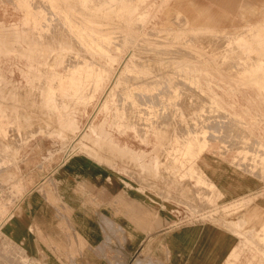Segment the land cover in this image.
Instances as JSON below:
<instances>
[{
    "label": "rangeland",
    "instance_id": "obj_1",
    "mask_svg": "<svg viewBox=\"0 0 264 264\" xmlns=\"http://www.w3.org/2000/svg\"><path fill=\"white\" fill-rule=\"evenodd\" d=\"M186 4H188V3H186ZM112 12H113V10H112ZM176 14H177L176 12H172L173 16H171V14H170V18H169L170 20L169 19L163 20L162 22L159 23V25L157 23H156V25L155 24H148L146 26L147 29L145 30L146 33L142 34V36H141L142 38H140L139 40H136L135 43L132 42V44H134V46L131 45L129 47V49L133 47V50L135 49L134 52L136 53V52H138V50H140V47H141V50L146 51L148 46L153 44V43L157 45V48H159V47L165 48V50L159 49L160 56L162 57L164 55L167 57V58H164V56H163L164 59L162 60L161 65L163 66V64H164L163 61H165V64H168L167 61H169V62L172 61L173 63L171 62V65H170L171 67L169 66V64H170L169 63L168 64L169 68L166 66H165V68H167V71L169 69V71L171 73H173V76H172L173 80H175L176 78H179L182 81L176 79L178 81L176 83V80H175L174 83H176V84L173 83V85H172L173 91L170 93L169 92L170 90H168V92L166 90L167 94L163 95L164 100L160 101V102L158 101L157 105H155L152 108H149V110L145 106H143V108H142L143 110H141V111H136L138 109L132 108V114H131V107L129 108V106H126L125 109H122L123 106H120V108L119 107L116 108V107H113L111 105L110 106L109 105L103 106V103L105 102L106 99H107V103H108L115 98V91H111L113 89V86L118 82V80L125 79L127 73L129 72V70H128V68L130 66L129 62H127L126 59L122 58L121 62L118 63L117 67L114 70L110 84L106 87L105 93H104L103 97L101 98V100L99 101V104L97 106L98 108L96 107V109L95 110L93 109L92 111H90V109H89V111L87 112L88 117L84 120V119H81V118H78L75 116L76 112H82L83 111L82 107H80V108L75 107L74 105H72L70 103L63 105L62 101L60 100L61 97L58 94L54 95V101L53 102H48L46 100V98H47V92H46L47 81L50 78L49 68L53 64L51 62H54V60H55L54 58L50 59V57L54 54L56 56V53L58 52L57 45L60 44V46L63 47V44H65V43H63V42L58 43L57 42L56 47H55V43H52L54 45L49 43L47 35H43L39 38H36V36H35V38L32 36L30 37V35H29V36H27V38H25V39L23 38L22 40L16 39L14 37V35L12 34L10 29H12L15 21L19 18L20 12L14 6L12 0H0V125H1L0 126V132H3L2 134H0V136H2L4 134L2 136L3 139H1L2 137H0V142H1L0 144L2 145V146L0 145V148L2 149V152H1L2 155L0 154V158H1L0 159V207L3 206L4 208H7V209L13 208L15 206V204H17L19 202L18 200H20V198L22 196L21 193H26L28 190H30V187H32L35 184V182L42 175H44L45 173L54 169L57 165L60 164V162H63V160L65 158L70 157V156L77 154V153H85L90 158L97 161L101 165H103L109 169H114L116 171H119L121 174L125 175L128 178H132L134 181H136L138 183L145 182L147 185L153 187V189H157L158 193L160 192L159 195H163L162 197L164 199V203L165 204L167 203L166 205H168V204H170L171 206L173 205L172 207L174 209L175 208L177 209V211L179 213V217L181 220L201 219V218L206 219V220L211 221L215 225H219V227L222 229V231L226 232L228 236L230 235L231 237L230 236L229 237L231 239H234L233 242L236 244V246L239 245L240 243H242L245 236H248L250 238V241L253 244H258L262 248L264 247L263 246L264 242H262L257 237L255 228L254 227L251 228L249 224H245L244 221L242 220L243 209L248 208V206H250V205L251 206L249 208H251L256 203H260V204L264 205L263 204L264 203V179H263L264 176H262V174L259 172L258 168H255L256 172L255 171L253 172L252 170H254V168H252L250 166V165H252L251 164L252 160L250 163V160L244 159V157L242 155L243 154V147L246 146V142L248 141V139H249V145L247 142V146H250L251 142L253 145L250 147H253L255 145L254 142L252 141L254 136L249 131L245 130V128L241 122L233 121L231 119L227 120V118H225V117H227L225 114V113H227L226 110L223 109L222 107H218L212 103L211 97L214 94L208 87V83L216 84V82H218L220 80V81H223L224 83L232 86L233 88H237V89L242 90V91H244V90L253 91V89H252L253 86H251V84L247 83L249 81V77H248L249 75L245 72L239 73V70H238L239 67H237V66H240V65H237V66L232 65L233 64L232 57H234L233 55L238 53V51H236V50L240 49V48H238L239 46L236 44L235 45L232 44L231 47L229 48V46L227 44V39H225L226 38L225 36L219 35L218 33L216 34L215 32L211 31L210 29L208 30V28H206V27H202L200 25H195L194 28L187 29L186 28L187 24H185L181 18L180 19L177 18ZM171 19H173V20H171ZM111 21L112 22L110 24H108L110 26H114V28L112 27V29H111V30H113V32H111V34L113 33L112 35L115 34L114 36L121 37L120 31L117 32L118 31L117 24L113 23L115 21L117 22V19L116 20L114 19ZM164 21H168L167 24ZM134 22H135V24H134ZM140 24L142 25V20L137 19V18L133 19L132 22L130 23V25H132L131 27H133L134 29H140V27H141ZM178 29L180 31H178ZM206 30H208V31L205 32ZM154 34H156V35H154ZM208 34H210V35L208 36ZM195 35H197V36H195ZM204 35H207L208 38H211L210 36H212V39H210L211 42H210V40H207L208 39L207 36H204ZM189 36L192 37L194 42H193V40H191V37L188 38ZM200 36L201 37L204 36V39L200 38ZM214 37L215 38L217 37V38L215 39ZM3 38H5V39H3ZM28 38H29V40H28ZM30 38L32 39V41ZM219 38L221 39V41L224 39L223 40L225 43L224 45H223V41L221 42L219 40ZM177 39H179V40H177ZM180 39H181V41H180ZM188 39L191 41H189ZM205 39L207 40V42ZM214 39L216 41H214ZM25 40L27 42H30L31 45H30V43H27ZM197 40H199V41H197ZM218 40L221 42L222 45L220 44V42ZM7 41H8V43H7ZM34 41H35V43H34ZM196 41L198 43L201 41L203 44H205V43L206 44L208 43V44L207 45L205 44L206 45L205 46L206 48H205V47H203V44L201 42L200 43L202 46L195 43ZM212 41H214L215 43ZM216 42H218L217 43L218 45L216 44ZM69 43H70V45L68 47L62 48V51L64 52L63 55L65 57V59H64L65 62L68 61V58H69L68 55L70 56V53L68 51H71V52L74 51L72 43L68 42L67 44H69ZM211 43H214V44H211ZM13 45H15V46L13 47ZM216 45L218 48H220V50L217 49ZM10 46H11V48H10ZM60 46H58V47H60ZM174 46L175 47L178 46V47H176V50H175ZM209 46L211 48H209ZM16 47H17V49H16ZM179 47H182V48H179ZM227 47L229 50L226 49ZM171 48H173V49H171ZM177 48L179 50L181 49L180 52L183 51L182 54H180V52L178 53L179 50ZM207 48L210 49L211 51L213 48L214 52L213 51L210 52V50L208 51ZM170 49L172 50V51H170V52H172V54L169 51L168 52L170 54L167 53V50H170ZM184 49L187 51H185ZM22 50H24V51H22ZM46 50H47V52H46ZM223 50H225V51H223ZM44 51L47 54H45L44 58H42L40 61L36 62V64H35L36 69H35V71H33L34 74H32V72H30L28 70L26 63L22 59H24L25 57H33L34 58V56H37L40 54V52H44ZM188 51L191 54H189ZM240 51H241V49L239 50V52ZM217 52H218V54H217ZM219 52H220V54H219ZM226 52H227V54L230 52L233 54L229 58V56H227V54L226 55L224 54ZM183 53H184V56H183ZM192 53L195 56L192 55ZM251 53L254 54L253 50L251 51ZM173 54H175V55H173ZM177 54H180L179 58L177 57V56H179ZM187 55L188 56L190 55V57H188ZM198 55H199V57H198ZM224 55H225V58H224ZM169 56H170V58H169ZM66 57H68V58L66 59ZM228 61H229V63L231 61L232 62L229 65L225 64V67L228 69L227 70L224 67V62L228 63ZM1 66H2V68H1ZM42 67H44V68H42ZM170 68L172 70H170ZM230 68L233 69L234 73L232 72V70ZM36 72H37V74H36ZM2 73L5 76H3ZM242 73H243V75H241ZM235 74H238V75H235ZM2 76H3V78H2ZM9 76H11V77H9ZM23 76H24V78H23ZM17 79H18V81H17ZM5 80H7V81H5ZM8 81H9V83H8ZM14 81H16V83ZM183 81L186 83H182ZM35 82H36V84H35ZM44 82H45V84H44ZM12 83H14V84H12ZM41 84H42V86H41ZM183 84L184 85L186 84L185 87ZM190 84H191V86H190ZM36 85H38V86H36ZM180 85H183V86H180ZM187 86H189V90L187 89ZM16 87H18V88H16ZM35 87H36V89H34ZM39 87H40V89H39ZM190 87L191 88L193 87V89L195 87V89L191 90ZM6 88H8V89L6 90ZM11 88L13 91L11 90ZM23 88H25V89H23ZM26 89L28 92L26 91ZM33 90L37 91V93ZM179 90H181L183 92H181ZM6 91H8V92H6ZM38 91L40 93H38ZM192 91L193 92L198 91V92H196L197 94L194 92L195 93L194 94ZM201 91H202V94H201ZM5 92H6V94H5ZM33 92H35V94H31ZM184 92H186V94L189 93V95H188L190 97L188 100L189 102L187 101L188 96ZM261 92H263V94H264V90ZM180 93H184V95H186L187 98L183 94L181 96ZM18 94H19V96H18ZM38 95H40V96H38ZM107 95H109V96L107 97ZM174 95H176L175 101L173 99H168V97H170V96L172 97ZM198 95H202V97L198 96ZM192 96H194V97H192ZM205 96H207V97H205ZM19 97H20V99H19ZM27 97L29 99L31 98L32 100L35 98L34 100H35V103L37 105L35 103H33L34 100L32 101L30 99V102L32 103L33 106L35 104L36 107L35 106L34 107L36 109H33L34 107L30 106L31 103L30 104L27 103V100H29V99H26ZM38 97L39 98L41 97V99L39 100ZM181 98H183V100H181ZM191 98H197V99L191 100ZM206 98L209 100L205 101ZM22 99H23V102H22ZM36 99H37V101H36ZM198 99L201 100L198 102V105H199V109L202 112L201 111L198 112L199 109H198V106L196 105L197 104L196 100H198ZM171 100H173L174 103ZM178 101L181 104L178 103ZM184 101H185V103H184ZM166 102H167V104L169 102V104L167 105L168 107L166 106ZM201 102H203L204 104H202ZM39 103H40V106H38ZM186 103L188 104L187 105L188 107L190 106L192 112H191V110H189L188 112H190V113H186L188 110ZM193 104H195V106H197V108L194 107V109H193V106H194ZM200 104H201V106H200ZM8 105H9V108H8ZM159 105H161L160 112H159V109H160ZM181 105H183L184 107L186 106L185 108L187 110H185ZM208 105H209V108L207 107ZM171 106L173 107L172 110H171ZM204 106L207 109H209L210 111L204 109ZM12 107H13V109H12ZM31 107H33V108H31ZM39 107H40V109H39ZM164 107H165V109H164ZM169 107H170L171 111L169 110ZM6 108H8V109L6 110ZM46 108H47V111H46ZM195 108H196V110H195ZM211 108H212V110H211ZM10 109H11L12 113H11ZM145 109H146V113H145ZM203 109H204V111H203ZM147 110L149 112H151L152 115H149L147 113ZM168 110L171 113V118H170V115H168V114H170L168 112ZM43 111H45V112H43ZM48 111H50L53 114H51ZM143 111H144V113H143ZM164 111L166 113H164ZM42 112L45 114H43ZM127 112H128V114H127ZM136 112H138V113L136 114ZM203 112H205L206 115ZM9 113H11V115ZM13 113L15 115L12 116ZM195 113L196 114L199 113V114L196 115ZM23 114L25 116L27 115L28 117L27 116L25 117ZM129 114H130V116H129ZM158 114H159V116L166 114V115H168L166 117H169V118H166L165 115H164V117L162 116L161 118H159ZM202 114L206 117H209L210 119L211 118L214 119L213 120L214 123L212 122V119L211 120L209 118L206 119V117L203 118ZM207 114L208 115L212 114L213 116L212 115L207 116ZM217 114H219V115H217ZM16 115H17V117H16ZM52 115H54L55 117ZM101 115H102V117H101ZM135 115H137L138 118H137V116L135 118ZM147 115H149L151 117L147 118ZM192 116H195V117L199 116V117H197L196 118L197 120H196ZM96 117H98L97 121H94V119ZM176 117H178V118H176ZM32 118L36 119V120H33ZM142 118H144V119H142ZM162 118H163V120H162ZM164 118H166V119H164ZM223 118H225V119H223ZM38 119L40 121H38ZM133 119H136V121ZM153 119L155 121H153ZM205 119H206V121H205ZM208 119L212 122V127H215L216 130L211 127V124L208 121ZM219 119H223V120H219ZM137 120H138V122L142 121L141 124H140V122L138 123ZM199 120H200V122H199ZM230 120H231V124L233 123L236 125V126L234 125V131H233V128H231V126H233V125H230ZM43 121L47 122V123H44ZM193 121H194V123H193ZM201 121H203V122H201ZM222 121H224L225 123H222ZM15 122H16V125H15ZM32 122L34 124H32ZM57 122H58V124H57ZM170 122H172V123H170ZM226 122L227 123L229 122L228 124L230 125L229 127L232 129V131L230 128H228L230 130L227 129L228 125H226L227 127H225V124H227ZM28 123L32 127L30 125L28 126ZM157 123H159V124H157ZM196 123H198V124H196ZM190 124H192L193 127ZM203 124H205L204 125L205 127L203 126ZM214 124H215V126H213ZM218 124H223L224 126L223 125L218 126ZM23 125H26V126L30 127L31 129L32 128L37 129L40 126L41 127L39 129H37L38 131L37 130L33 131V129L31 130L30 128H28L26 126L24 127ZM44 125H45V127H44ZM177 125H179L180 127H178ZM208 125H209V127H208ZM237 125L239 126V128L241 127L242 131H241V129L238 128ZM3 126H5V127H3ZM10 126L13 128H11ZM21 126H23L25 129ZM220 126H223L227 130L226 129L223 130L222 127H220ZM14 127H15V129H14ZM181 127L182 128L184 127V128L182 129ZM235 127L238 128L237 131H235L236 130ZM11 129H13V131ZM21 129L23 130V132ZM57 129H58V131H57ZM185 129H186V132H185ZM219 129H221L222 132ZM24 130H26V131H24ZM27 130L29 132H27ZM45 130H46V132H45ZM51 130H53V131H51ZM116 130H117V132H116ZM199 130H205V132H200ZM208 130L209 131L212 130V134H210L211 132H209ZM243 130H245L247 133L245 131H244V134L241 133V132H243ZM8 131L9 132L12 131V133H9ZM16 131L18 132V134L20 136H22V133H23V136L25 138L23 136H22L23 137L22 138L18 134H16L17 133ZM35 131H37V132H35ZM146 131L148 132L146 135L147 137L145 136V138H144L142 136L145 134ZM227 131L228 132L231 131L232 133L230 132L229 134H227ZM25 132H27L29 134L31 132L32 133L30 135H28L26 133L29 136L28 137L25 134ZM208 132L211 135V137L210 136L206 137L207 136L206 134H208ZM223 132H225V134ZM6 133H8V134H6ZM11 134L12 135L14 134L13 135L14 138ZM194 134H198V136H199L198 139L196 140V142L198 144L202 143L205 139V141L207 142V145L203 148V150L199 151L195 155L189 154L185 158V159H190V157L193 156L196 159L197 169L195 170V172H192L190 169L188 170L187 166H185V165L181 166L178 163L177 158L180 157V153H177L175 151L178 150L179 145L185 144L186 141L190 140L192 135H194ZM230 134H232L235 138L238 134L241 136H237V138H236L237 140L233 137L236 140L235 141V140H233V138H230V137H232V135H230ZM139 135H141V138ZM251 135L253 138L251 137ZM9 136L10 137L12 136V140H10L11 138H9ZM18 136L21 139H19ZM26 136H27V138H26ZM6 137H8V138H6ZM242 137H243V139H242ZM250 137L252 138V140L250 139ZM13 139H15L16 141ZM231 139L234 141V143ZM3 140H4V142L6 140V142L4 143ZM241 140H245V141L242 142ZM11 141H15L16 145ZM238 141L240 143H238ZM23 142H24V144H23ZM7 143H11L12 148H11V145L10 144L8 145ZM17 144H18V146H17ZM240 144H242V145H240ZM33 145H39L40 146V154H38L34 157L32 156V153L34 150L30 154H27V150L29 148H31ZM236 145H238L239 147ZM106 146H107V149H106ZM46 147H47V149H46ZM74 149H76V151ZM223 150L225 152H223ZM8 154H10V155H8ZM236 154H237V156H236ZM248 154H251V153L249 152ZM65 155H66V157H65ZM68 155H70V156H68ZM238 157H241V158H238ZM237 160H238V163H237ZM235 162H236V164H234ZM206 163H208V164H206ZM211 163L214 165L215 169H213L211 167V165H210ZM247 163L249 164L248 166H250V170H249V167L246 166ZM242 164H244V166H246L244 169L242 168V167H244ZM241 165H242V167H241ZM135 172H137V173L135 174ZM164 172L166 174H163ZM256 173L259 175H257ZM139 174H140V176H139ZM171 175H172V177H171ZM198 175H201V176L204 175L209 179H213L218 184V187H219V185L222 186L221 187L222 189L219 190L217 188H214L211 185H209L207 182L206 183L205 182L204 183L199 182L197 179ZM169 177H170V179H169ZM145 179H147L148 181ZM149 179H151L150 182H149ZM169 180H171V181H169ZM184 180H185V182H184ZM187 181H189V182H187ZM185 183L187 185L182 186L183 184L185 185ZM188 183H189V185L190 184L191 185L188 186ZM246 183L251 184L252 186L244 185ZM16 184L21 185L22 191L16 192V190H15ZM162 186L167 188L166 192L164 191L165 188ZM191 186H192V188L190 190ZM184 187H188L189 190H187V188H185L186 189L185 190ZM193 189H195V190H193ZM184 190L187 192L188 191L189 192L191 191V192L187 193ZM192 190L194 191V195H192L193 194ZM226 190L230 191V193L228 195L225 194ZM183 191L185 192L184 195L180 194V192H183ZM169 192H170V194H168ZM190 194H191V196H190ZM174 195H176V196L174 197ZM171 196H173L174 198ZM192 196H193V199H192ZM242 196H245V199L242 198L241 200H239ZM194 197L196 200L194 199ZM234 200H237L235 205H232L231 208L225 207V205L230 204ZM256 200H258V201H256ZM196 202H197V204H196ZM252 204H254V205H252ZM244 206H245V208H244ZM221 212H222V214H221ZM229 215H231V216H229ZM1 216L2 215H0V219H1ZM255 220L256 219H254V223H256V226H257L259 223H257V220L255 222ZM222 224H224V225L222 226ZM244 225L248 228H246ZM239 229H241V230H239ZM243 229L248 230L245 235L243 234V231H244ZM1 230L2 229L0 227V231ZM251 232L254 234H252ZM253 235H254V237H253ZM255 237L258 239V241L256 240ZM261 251L264 252V248H263V250L253 249V250H248L246 252L241 251V257L238 261V264H244V260H245L244 258L245 257L252 256L255 254H260L259 252H261Z\"/></svg>",
    "mask_w": 264,
    "mask_h": 264
},
{
    "label": "bare ground",
    "instance_id": "obj_2",
    "mask_svg": "<svg viewBox=\"0 0 264 264\" xmlns=\"http://www.w3.org/2000/svg\"><path fill=\"white\" fill-rule=\"evenodd\" d=\"M12 1H13L14 6L20 12L19 18L15 21L12 29H10L11 32H12V34L14 35V37L16 39L22 40L23 38L24 39L27 38V36H29V35H30V37L32 36L34 38H35V36H36V38H39V37H41L43 35H47L48 40H49V43L50 44L55 43V47H56V43L57 42L58 43H61V42L65 43V44H63V47L60 46V44L57 45L58 52L57 53L55 52L56 53V56L53 53L54 55H52L50 57V59L51 58H54L55 60H54V62H51L53 64L49 68V74H50L49 76H50V78L47 81V89H46L47 98H46V100L48 102H53L54 101V95L55 94H58L61 97L60 100L62 101V104L63 105H66V104H69L70 103V104L74 105L75 107H79V108L82 107L83 111L82 112H76L75 113V116L78 117V118L84 119V120L88 117V113L87 112L89 111V109H90V111H92L93 109L95 110L96 107L98 106L99 101L101 100V98L103 97V95L105 93L106 87L111 82V79H112L114 70L117 67L118 63L121 62L122 58L126 59V61L129 62V65H130L129 68H128L129 72L127 73L125 79L118 80V82L113 86V89L111 91H115V98L113 100H111L110 102H108V103H107V99H106L105 102L103 103V106H108V105L110 106L111 105V106L116 107V108H118V107L120 108V106H123L122 109H125L126 106H129V108L131 107V114H132V108L133 109H138L136 111H141V110H143L142 109L143 106H145L149 110V108H152L155 105H157V102L158 101L160 102V101H163L164 100V96L163 95L167 94L168 90H170L169 91L170 93L173 91L172 90L173 83L175 82L176 79H178V80H181V79L176 78L178 76L177 75L175 77L176 79L173 80V77H172L173 76V73H171L169 71V69L167 71V68H165V66L169 68V66L171 65V62L172 61H170V62L167 61L168 64L170 63L169 66H168V64H165V61H163V63H164L163 66L161 65L162 64V60L164 58H167V57L164 56V55H163L164 58H163V56L161 57L160 54H159V52H160L159 49H164L165 50V48H161V47L157 48V45L153 43V44H151V45L148 46V48L146 49V51L141 50V47H140V50H138V52H136V53L134 52L135 49L133 50V47L129 49V47L131 45L134 46V44H132V42L135 43L136 40H139L140 38H142L141 37L142 34L146 33L145 30L147 29L146 26L148 24H155L156 25V23H157L159 25V23L162 22L163 20H168L170 18V14H171V16H173L174 14L172 15V12H176L177 13L176 14L177 18H179V19L181 18L184 21V23L187 24V27H186L187 29H192V28H194L195 25H200L202 27L208 28V30L210 29L211 31L215 32L216 34L218 33L219 35L225 36L226 38L225 37L224 38L227 39V44H228L229 48L231 47L232 44L238 45L239 46L238 48H240L241 51L239 52L240 49H237L236 50V51H238V53L236 52L237 54L233 55L234 57H232V59H233V64L232 65H235V66L240 65V66H237V67H239L238 68L239 73L240 72H245V73H247L249 75L248 76L249 77V81L247 83L248 84H251V86H253V88H252L253 91H249V90L242 91V90H239L237 88H233L232 86H230V85H228V84H226V83H224L223 81H220V80L218 82H216V84L208 83V87H209V89L214 94L211 97L212 103L214 105H216L218 107H222L223 109L226 110L227 113H225V114H226L227 117H225V118H227V120L231 119L233 121L241 122L242 125L244 126L245 130L246 131H249L254 136V138H253L252 135H251V137L253 138V140H252L251 137H250V139L254 142L255 145L253 147H250V146L253 145L252 142H251V145L250 146H247V142H248V145H249V139H248V141L246 142V146L247 147L246 146L243 147V154L242 155H243L244 159H247V160L249 159L250 160V163H251V160H252V163H251L252 165H250V166L252 168H254V170H252L253 172L256 170L255 168H258L259 169V172L262 174V176H264V94H263V92H261V91L264 90V0H12ZM186 3H188V4H186ZM112 10H113V12H112ZM135 18L142 20V25L140 24L141 25L140 29H134L133 27H131L132 25H130V23L132 22V20L135 19ZM114 19L115 20L117 19V22L115 21L113 23H116L117 24V28H118V31L117 32L120 31L121 37L114 36L115 34L112 35L113 33L111 34V32H113V30H111V29H112V27L114 28V26H110L108 24H110L112 22L111 20H114ZM171 20H173V19H171ZM164 22L167 24L168 21H164ZM134 24H135V22H134ZM208 30H206L205 32H207ZM178 31H180V30L178 29ZM154 35H156V34H154ZM209 35L210 34H208V36ZM195 36H197V35H195ZM204 36H207V35H204ZM204 36H202V37L200 36V38H203L204 39ZM208 36H207V38H208ZM190 37L191 36H189L188 38H190ZM210 37L211 38H208L207 40L212 39V36H210ZM220 38H219V40L221 41ZM3 39H5V38H3ZM215 39H214V41H216ZM28 40H29V38H28ZM177 40H179V39H177ZM191 40H193L192 37H191ZM191 40H189V41H191ZM207 40H206V42H207ZM31 41H32V39H31ZM180 41H181V39H180ZM197 41H199V40H197ZM197 41L195 43L201 45L202 42L200 41L201 43L200 42L198 43ZM214 41H212V42H214ZM68 42H71L72 43V46H73L74 51H72V52L71 51H68L70 53V56L68 55L69 58L66 57V59L68 58V61L65 62L64 61L65 57L63 55L64 52L62 51V48L68 47L70 45V43L67 44ZM193 42H194V40H193ZM210 42H211V40H210ZM221 42H220V44H221ZM7 43H8V41H7ZM27 43H30V42H27ZM34 43H35V41H34ZM214 43H211V44H214ZM217 43L218 42H216V44ZM205 44H203V47H205L208 43L206 45ZM224 44L225 43L223 41V45ZM30 45H31V43H30ZM52 45H54V44H52ZM217 45H216V47H217ZM14 46L15 45H13V47ZM58 46H60V47H58ZM176 47H178V46H176ZM176 47H175V50H176ZM10 48H11V46H10ZM173 48H171V49H173ZM179 48H182V47H179ZM209 48H211V47L209 46ZM16 49H17V47H16ZM171 49L170 50H167V53H169L170 51H172ZM217 49L220 50V48H218V47H217ZM226 49H228V47ZM180 50L178 51V53L180 52ZM209 50L210 49H208V51ZM252 50H253L254 54L251 53ZM22 51H24V50H22ZM185 51H187V50H185ZM189 51H188V53H189ZM212 51L214 52L213 48H212ZM212 51L210 50V52H212ZM223 51H225V50H223ZM46 52H47V50H46ZM46 52L45 51L44 52H40V54L37 55V56H34V58L33 57H25L24 59H22L26 63L28 70L30 72H32V74H34L33 71H35V69H36L35 68L36 62H38L42 58H44V55L47 54ZM182 52L183 51H181L180 54H182ZM170 53L172 54V52H170ZM230 53L227 54V52H226L224 54L225 55L227 54V56H229V58H230L232 56V54H233V53H231V54ZM180 54H177V55H179V56H177L178 58L180 57ZM189 54H191V53H189ZM217 54H218V52H217ZM219 54H220V52H219ZM173 55H175V54H173ZM192 55H194V54L192 53ZM225 55H224V58H225ZM170 56H169V58H170ZM183 56H184V53H183ZM188 57H190V55ZM198 57H199V55H198ZM229 61H228V63H226L227 61L224 62V67H225V64H227V65L231 64L232 61L230 63H229ZM1 68H2V66H1ZM42 68H44V67H42ZM230 69L233 72V69L232 68H230ZM170 70H172V69L170 68ZM36 74H37V72H36ZM235 75H238V74H235ZM241 75H243V73ZM3 76H5V75L3 74ZM3 76H2V78H3ZM9 77H11V76H9ZM23 78H24V76H23ZM178 80H176V83H177ZM5 81H7V80H5ZM17 81H18V79H17ZM14 82L16 83V81H14ZM36 82H35V84H36ZM8 83H9V81H8ZM176 83H174V84H176ZM182 83H186V82L183 81ZM12 84H14V83H12ZM44 84H45V82H44ZM183 85H180V86H183ZM185 85H184V87H185ZM36 86H38V85H36ZM41 86H42V84H41ZM190 86H191V84H190ZM16 88H18V87H16ZM7 89L8 88H6V90ZM23 89H25V88H23ZM34 89H36V87ZM39 89H40V87H39ZM187 89L189 90V86H187ZM190 89L192 90L193 87L192 88L190 87ZM194 89H195V87H194ZM11 90H12V88H11ZM166 90H167V92H166ZM26 91H27V89H26ZM33 91H35V90H33ZM39 91H38V93H40ZM179 91H181V90H179ZM6 92H8V91H6ZM6 92H5V94H6ZM35 92L37 93V91H35ZM35 92H33L31 94H35ZM181 92H183V91H181ZM194 92L196 93L198 91H194ZM184 93L186 94V92H184ZM184 93H180L181 96H182V94L184 95ZM201 94H202V91H201ZM186 95L188 96L189 93L186 94ZM186 95H184V96L186 97ZM18 96H19V94H18ZM38 96H40V95H38ZM108 96L109 95H107V97ZM198 96H201L202 97V95H198ZM192 97H194V96H192ZM205 97H207V96H205ZM189 98L190 97L188 96L187 101L189 100ZM19 99H20V97H19ZM26 99H29V98L27 97ZM30 99L27 100V103L28 104L31 103L30 102ZM37 99H36V101H37ZM40 99H41V97L39 98V100ZM168 99H173L175 101L176 95H174L172 97L170 96V97H168ZM192 99H197V98H191V100ZM173 100H171V101H173ZM181 100H183V98H181ZM208 100L209 99H207V98L205 99V101H208ZM174 101H173V103H174ZM185 101H184V103H185ZM196 101H195L197 103L196 105L198 106V109H199L198 102L201 101V100L198 99ZM22 102H23V99H22ZM33 103H35V100H34ZM178 103H180V102L178 101ZM201 103L204 104L203 102H201ZM35 104H34V106H35ZM168 104H169V102H168ZM168 104L166 102V106ZM161 105H159L160 106L159 112L161 110ZM183 105H181V106L185 110H187L185 107L188 104L186 103V106L185 107ZM193 105H192L193 106V109H194V107L197 108V106H195V104H193ZM30 106H33L32 103L30 104ZM38 106H40V103H39ZM172 106H171V110L174 107V106L173 107ZM200 106H201V104H200ZM33 107H31V108H33ZM35 107L33 109H36ZM207 107L209 108V105ZM8 108H9V105H8ZM8 108H6V110ZM189 108H190V106L188 107L187 112L185 111L186 113H190L188 111L191 110V108L190 109ZM196 108H195V110H196ZM12 109H13V107H12ZM39 109H40V107H39ZM164 109H165V107H164ZM204 109L209 110L205 106H204ZM204 109H203V111H204ZM148 110H147V113L149 115H152V113L149 112ZM169 110H170V107H169ZM169 110H168V112L170 113L171 110L170 111ZM211 110H212V108H211ZM10 111H11V109H10ZM46 111H47V108H46ZM199 111H201V110L199 109L198 112ZM43 112H45V111H43ZM48 112H50V111H48ZM191 112H192V110H191ZM11 113H12V111H11ZM11 113H9V114L11 115ZM14 113L12 114V116L15 115ZM137 113L138 112H136V114ZM143 113H144V111H143ZM145 113H146V109H145ZM164 113H166V112L164 111ZM203 113L205 114V112H203ZM43 114H45V113H43ZM51 114H53V113H51ZM127 114H128V112H127ZM198 114H196V115H198ZM149 115H147V118H150L151 117ZM164 115H165V117L168 116V115H170V118H171V113L168 114V115H166V114H164ZM164 115L159 116V114H158L159 118H161L162 116L164 117ZM211 115H208L207 114V116H211ZM217 115H219V114H217ZM52 116H54V115H52ZM129 116H130V114H129ZM136 116L137 115H135V118H136ZM195 116H192V117H194L195 119L197 117H199V116H197V117H195ZM16 117H17V115H16ZM98 117H96L94 119V121H97V118ZM101 117H102V115H101ZM202 117L205 118L206 116L203 115ZM137 118H138V116H137ZM166 118H169V117H166ZM166 118H164V119H166ZM176 118H178V117H176ZM207 118H209V117H206V119ZM225 118H223V119H225ZM142 119H144V118H142ZM206 119H205V121H206ZM209 119H208V121L210 122L211 127H212V122H213L214 119L211 118L212 119V122L210 121L211 119L210 120ZM223 119H219V120H223ZM33 120H36V119H33ZM133 120L136 121V119H133ZM162 120H163V118H162ZM231 120H230V125H233V126H231V128H233V131H234V125L235 124H233V123L231 124ZM38 121H40V120L38 119ZM153 121H155V120L153 119ZM137 122H138V120H137ZM141 122H140V124H141ZM199 122H200V120H199ZM201 122H203V121H201ZM44 123H47V122H44ZM170 123H172V122H170ZM193 123H194V121H193ZM222 123H225V122L222 121ZM228 123L225 124V127H227L226 125H228L227 129L230 128L229 127L230 125ZM32 124H34V123L32 122ZM57 124H58V122H57ZM157 124H159V123H157ZM192 124H190V125L192 126ZM196 124H198V123H196ZM15 125H16V122H15ZM29 125L30 124L28 123V126ZM204 125L205 124H203V126ZM209 125H208V127H209ZM219 125H223V124H218V126ZM23 126L25 127L26 125H23ZM23 126H21V127H23ZM28 126H26V127H28ZM177 126L180 127L179 125H177ZM213 126H215V124ZM223 126H220V127H222L223 130L226 129ZM3 127H5V126H3ZM44 127H45V125H44ZM11 128H13V127H11ZM28 128H30V127H28ZM39 128H37V129H39ZM212 128L215 129V127H212ZM238 128H239V126H238ZM238 128L235 127V129H236L235 131H237ZM14 129H15V127H14ZM37 129L34 128L33 131L34 130H37ZM230 129H228V130H230ZM239 129H241V127ZM11 130L13 131V129H11ZM53 130H51V131H53ZM219 130H221V129H219ZM245 130H243V132H241V133L244 134V131ZM12 131H10V132L8 131V132L9 133H12ZM24 131H26V130H24ZM37 131H35V132H37ZM57 131H58V129H57ZM199 131L200 132H205V130H199ZM231 131H232V129H231ZM231 131H229V132L227 131V134H229ZM241 131H242V129H241ZM22 132H23V130H22ZM27 132H29V131L27 130ZM27 132H25V134ZM45 132H46V130H45ZM116 132H117V130H116ZM185 132H186V129H185ZM209 132H211L210 134H212V130L209 131ZM209 132H208V134H206L207 135L206 137H208V136L211 137V135L209 134ZM221 132H222V130H221ZM2 133L3 132H0V134H2ZM147 133L148 132L146 131L145 134L142 137L145 138V136L147 135ZM223 133L225 134V132H223ZM6 134H8V133H6ZM16 134H18V132ZM27 134L30 135L29 133H27ZM230 135H232V134H230ZM2 136H0V137H2ZM12 136L11 137L9 136V138H11L10 140H12ZM22 136H23V133H22ZM22 136H20V137H22ZM27 136H26V138H27ZM139 136L141 138V135H139ZM237 136H241V135L238 134ZM237 136H236V138H237ZM20 137H19V139H21ZM198 137H199L198 134L192 135V137H191L190 140L186 141V143L183 144V145L182 144L179 145L178 146V150L175 151L177 153H180V157L177 158L178 163L181 166H183V165L187 166L188 170L190 169L192 172H195V170L197 169V167H196V159L193 156L190 157V159H185V158L189 154L195 155L199 151L203 150V148L207 145V142L205 141V139H204V141L202 143L198 144L196 142V140L198 139ZM233 137L234 136L232 135V137H230V138H233ZM243 137H242V139H243ZM6 138H8V137H6ZM13 138H14V136H13ZM234 138H233V140L236 139V138L235 139ZM1 139H3V137ZM13 140H15V139H13ZM15 141H11V142H13L15 144ZM239 141H238V143H240ZM241 141L244 142L245 140H241ZM3 142H4V140H3ZM5 142H6V140H5ZM233 143H234V141H233ZM7 144L8 145L9 144L11 145V143H7ZM23 144H24V142H23ZM238 145H236V146H238ZM240 145H242V144H240ZM17 146H18V144H17ZM11 148H12V145H11ZM46 149H47V147H46ZM106 149H107V146H106ZM74 150L76 151V149H74ZM32 151H33V153H32V156L33 157L36 156V155H38V154H40V146L39 145H33L31 148H29L27 150V154H30ZM1 152H2V149L0 148V154H1ZM223 152H225V151L223 150ZM249 152L251 154H248ZM8 155H10V154H8ZM68 156H70V155H68ZM236 156H237V154H236ZM65 157H66V155H65ZM238 158H241V157H238ZM65 159H67V158H65ZM60 163H62V162H60ZM237 163H238V160H237ZM248 163H247V165L246 164L245 165L248 166L250 164V163L249 164ZM206 164H208V163H206ZM234 164H236V162ZM210 165H211V167L213 169H215L214 168V165L212 163ZM242 165L244 166V164H242ZM242 165H241V167H242ZM246 166H244L242 168L244 169ZM250 166H248L249 167V170H250ZM136 173L137 172H135V174ZM163 174H166V173L164 172ZM257 175H259V174H257ZM139 176H140V174H139ZM171 177H172V175H171ZM41 179H43V178H41ZM169 179H170V177H169ZM197 179L201 183H204V182L206 183L207 182L209 185H211L214 188H217L219 190L222 189L221 188L222 186L219 185V187H218V184L216 183V181H214L213 179H209V178H207L204 175L203 176L198 175L197 176ZM145 180H147V179H145ZM150 180L151 179H149V182H150ZM169 181H171V180H169ZM184 182H185V180H184ZM187 182H189V181H187ZM143 183L146 184L145 182H143ZM186 185L187 184L185 183V185L183 184L182 186H186ZM190 185L188 183V186H190ZM244 185H246V186H252L251 184H247V183L244 184ZM162 187H164V186H162ZM185 188H187V190H189L188 187H184V189ZM191 188H192V186L190 187V190H191ZM15 190H16V192L22 191L21 185L20 184H16ZM193 190H195V189H193ZM193 190H192V193H193L192 195H194V191ZM164 191L166 192L167 191V188H165ZM184 191L183 192H180V194L184 195V193L187 192V191H185V192ZM190 192L188 191L187 193H190ZM229 193H230L229 190H226L225 191V194L226 195H228ZM168 194H170V192ZM21 195L22 196H21L20 199H22L24 197L25 193H21ZM161 196H163V195H161ZM175 196L176 195H174V197ZM190 196H191V194H190ZM171 197H173V196H171ZM242 198L245 199V196H242L239 200H241ZM192 199H193V196H192ZM194 199H195V197H194ZM256 201H258V200H256ZM236 202H237V200H234L230 204L225 205V207L226 208H231L232 205H235L236 204ZM18 204L19 203L15 204V206L13 208H11V209L4 208L3 206L0 207V215H2L1 216V219H0V227L8 219H10L12 217L14 208ZM196 204H197V202H196ZM252 205H254V204H252ZM250 206H248V208H245V206H244L245 209H243V212H242V220L244 221L245 224H249L251 228L254 227L255 228V231H256L257 237L262 242H264V205H262L260 203H256L253 207L249 208ZM221 214H222V212H221ZM229 216H231V215H229ZM254 219H256L257 220V223H259L257 226H256V223H254ZM256 220H255V222H256ZM223 225L224 224H222V226ZM246 228H248V227H246ZM239 230H241V229H239ZM247 231L248 230H244L243 231V234L245 235ZM155 233H156V231H155ZM146 234H148V233H146ZM252 234H254V233H252ZM253 237H254V235H253ZM9 239H10V237H9ZM7 240H8V238H7ZM7 240H3V241H7ZM256 240L258 241L257 238H256ZM1 241H0V243H1ZM5 243H7V242H5ZM9 248H11V247H9ZM263 248L260 247V245H258V244H253L250 241V238L248 236H245L244 237V240L242 241V243H240L239 245H237V246L234 247L233 252L231 253L230 257L228 258V263L229 264H238V261H239V259L241 257V251L246 252L248 250H253V249L263 250ZM8 249H7V251H8ZM225 249H226V247H225ZM19 253H20V251H19ZM21 253H22V251H21ZM259 253L260 254H255V255H252V256L245 257L244 258L245 259L244 260V264H264V252L261 251ZM200 261H201V259H200Z\"/></svg>",
    "mask_w": 264,
    "mask_h": 264
},
{
    "label": "crops",
    "instance_id": "obj_3",
    "mask_svg": "<svg viewBox=\"0 0 264 264\" xmlns=\"http://www.w3.org/2000/svg\"><path fill=\"white\" fill-rule=\"evenodd\" d=\"M31 188L1 226L0 264H229L236 246L218 225L181 220L157 189L85 153Z\"/></svg>",
    "mask_w": 264,
    "mask_h": 264
}]
</instances>
